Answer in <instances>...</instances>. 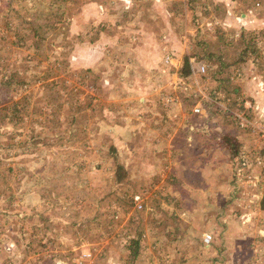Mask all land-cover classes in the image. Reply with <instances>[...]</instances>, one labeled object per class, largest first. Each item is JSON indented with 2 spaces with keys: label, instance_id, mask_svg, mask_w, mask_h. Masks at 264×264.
<instances>
[{
  "label": "rangeland",
  "instance_id": "374dc122",
  "mask_svg": "<svg viewBox=\"0 0 264 264\" xmlns=\"http://www.w3.org/2000/svg\"><path fill=\"white\" fill-rule=\"evenodd\" d=\"M263 182L264 0H0V264H264Z\"/></svg>",
  "mask_w": 264,
  "mask_h": 264
},
{
  "label": "trees",
  "instance_id": "16d2710c",
  "mask_svg": "<svg viewBox=\"0 0 264 264\" xmlns=\"http://www.w3.org/2000/svg\"><path fill=\"white\" fill-rule=\"evenodd\" d=\"M208 56L206 57H210L212 56L211 53L207 54ZM183 70L181 71L182 75H187L190 73V67H189V64H188V60L187 58L185 57L184 59V63H183ZM10 77L7 78V80H9ZM221 141H222V144L227 147V149H229L232 153V159L234 158V156L237 155L238 153V147L240 146V144H238L237 142V139L235 136H228V134H224L222 137H221ZM260 207L261 209L264 211V182L262 183V195H261V200H260ZM131 244H138V242L136 241H133ZM130 244V245H131ZM131 247V246H130Z\"/></svg>",
  "mask_w": 264,
  "mask_h": 264
},
{
  "label": "built area",
  "instance_id": "2783aa9c",
  "mask_svg": "<svg viewBox=\"0 0 264 264\" xmlns=\"http://www.w3.org/2000/svg\"><path fill=\"white\" fill-rule=\"evenodd\" d=\"M202 68H203V67H202ZM204 240H206V241H207V240H208V237H205V238H204Z\"/></svg>",
  "mask_w": 264,
  "mask_h": 264
}]
</instances>
